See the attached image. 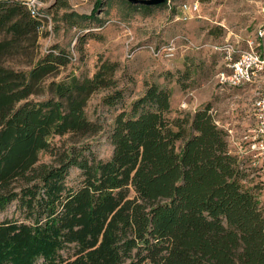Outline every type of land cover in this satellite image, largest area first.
<instances>
[{"label": "trees", "instance_id": "1", "mask_svg": "<svg viewBox=\"0 0 264 264\" xmlns=\"http://www.w3.org/2000/svg\"><path fill=\"white\" fill-rule=\"evenodd\" d=\"M121 3L127 13L166 6ZM100 4L61 18L87 33ZM67 7L54 0L38 12ZM45 22L24 1L0 0V215L14 204L0 217V264H264V211L247 183L253 159L232 148L209 101L172 106L170 84L200 83L203 61L186 57L126 104L115 61L52 77L75 57L40 50ZM16 56L25 60L6 63ZM103 90L109 123L85 113ZM98 133L107 158L88 141Z\"/></svg>", "mask_w": 264, "mask_h": 264}, {"label": "rangeland", "instance_id": "2", "mask_svg": "<svg viewBox=\"0 0 264 264\" xmlns=\"http://www.w3.org/2000/svg\"><path fill=\"white\" fill-rule=\"evenodd\" d=\"M53 1L35 0L34 3L38 7L46 8ZM66 1L67 8L48 12L49 20H46L44 27L46 37L40 39L41 51L56 45L75 57V60L62 68L58 75L52 76L53 78L58 79L69 70L79 76H89L95 69L98 58L115 61L118 64L115 77L118 87L123 88L127 95V104L143 91L145 81L166 83L165 70L175 72L182 69L186 57H193L204 63L202 80L189 89L170 84L173 108L193 111L209 101L215 117L231 131L230 138L236 140L241 149L245 147L239 144V139L249 133L254 125V85L219 86L216 74L223 68L222 57L211 46L220 44L227 37L237 36L241 45L243 39L251 38L254 29L264 23L262 0H198L197 16L186 21L175 20L177 10L174 7L179 3L195 0H170L173 3L170 9L167 6L148 11L140 8L129 13L121 0H101L94 13L95 19L88 21L91 28L87 33L86 29L69 26L61 15L65 11L89 14L95 0ZM90 35H94L93 38ZM128 35L132 37V49L142 43L157 45L175 36H185L188 43L202 47L188 48L178 42L179 48L171 59L154 58L143 49L136 50L131 58H126L124 52ZM23 60V56L8 57L6 63L15 65L17 61ZM105 93V90L94 93L87 101L85 113L89 119L110 122L113 111L101 103V97ZM32 98H43V95ZM88 141H92V148L98 157L107 158L110 155L111 145L106 134L98 133ZM230 145L233 149H238L231 141ZM251 159L254 164L249 166L247 183L256 186L258 201L264 211V161L253 157ZM40 160L45 162L49 157L41 155ZM76 173L75 170L71 171V183ZM13 209L14 204H11L0 217L11 216Z\"/></svg>", "mask_w": 264, "mask_h": 264}, {"label": "built area", "instance_id": "3", "mask_svg": "<svg viewBox=\"0 0 264 264\" xmlns=\"http://www.w3.org/2000/svg\"><path fill=\"white\" fill-rule=\"evenodd\" d=\"M31 2H25L34 15L41 16L49 20V16L38 12V6ZM173 3L166 1V6L170 9ZM198 0L192 2L179 3L174 8L177 10L175 20L186 21L197 16L199 8ZM129 31V28L125 27ZM129 34V32H128ZM131 36L128 35L125 43V57L131 58L136 50L143 49L152 57L160 59H171L175 56L179 45L199 49L202 45L188 43L185 36H175L154 45L143 43L131 48ZM212 48L220 53L222 57L223 68L216 74V80L219 86L237 87L245 85H254V98L252 101V115L254 125L249 133L243 135L239 141L243 149L238 146L236 140L230 138L231 131L228 129L229 140L231 144L238 146V151L244 155L261 159L264 161V23L258 25L251 38L243 39V45L240 44L238 37H227L218 45H212ZM264 163V162H263Z\"/></svg>", "mask_w": 264, "mask_h": 264}, {"label": "water", "instance_id": "4", "mask_svg": "<svg viewBox=\"0 0 264 264\" xmlns=\"http://www.w3.org/2000/svg\"><path fill=\"white\" fill-rule=\"evenodd\" d=\"M21 1L31 2L33 0H21ZM127 1L134 3V4L158 5V4L163 3L164 1H167V0H127ZM262 4H263V13H264V0H262Z\"/></svg>", "mask_w": 264, "mask_h": 264}]
</instances>
